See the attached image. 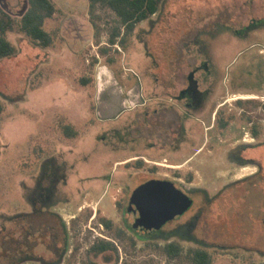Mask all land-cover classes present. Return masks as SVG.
Segmentation results:
<instances>
[{"label": "rangeland", "instance_id": "374dc122", "mask_svg": "<svg viewBox=\"0 0 264 264\" xmlns=\"http://www.w3.org/2000/svg\"><path fill=\"white\" fill-rule=\"evenodd\" d=\"M51 1L55 11L43 23L51 43L42 47L20 29L28 0H0L1 9L14 20L6 36L16 47L14 55L0 60V264L58 260L57 253L47 250V238L38 244V221L19 215L30 209L22 183H32L33 150L39 145L46 153L54 149L76 160L81 173L89 167L112 173L119 183L110 184L103 199L122 198L129 188L152 178L178 183L192 197L209 201L203 213L215 215L219 244L243 246L217 253L216 262L264 264V27L249 32L245 40L234 33L251 20H264V0H163L155 14L131 30L108 6ZM203 59L217 70L210 108L184 116L181 135L182 110L170 106L175 101L169 96L186 85L188 73ZM99 81L115 89L120 85L126 90L131 82L144 91H167L168 108L155 113L152 106L143 107L123 118L130 142L113 151L111 138L109 145L99 141L111 123L98 120V109L109 99L117 108L119 100L97 87ZM216 111L229 120L227 128L212 125ZM251 121L258 126L255 139ZM245 142L256 146L244 147L240 155L249 162L240 166L232 153ZM84 200L81 207L90 202L89 195ZM93 207L99 219L100 204L94 201ZM64 213L72 222V251L56 264H90L87 247L100 237L88 225L113 235L95 219L72 221L79 210ZM119 245L123 260L118 263L163 261L152 251L132 260L128 248ZM112 263L103 258L96 264Z\"/></svg>", "mask_w": 264, "mask_h": 264}, {"label": "flooded vegetation", "instance_id": "af4514ba", "mask_svg": "<svg viewBox=\"0 0 264 264\" xmlns=\"http://www.w3.org/2000/svg\"><path fill=\"white\" fill-rule=\"evenodd\" d=\"M261 27H264V20H251L234 33L240 40H245L249 32H254ZM224 29L231 31V28L226 25H224ZM251 46L256 45L252 44ZM197 72H200V75L195 77ZM216 72L215 68H210L209 59H203L200 65L188 73L186 85L181 87L175 96H169V99L175 101L170 103V106L182 110L178 118L181 135L184 131V116H192L193 113H204L209 110L210 98L217 79ZM201 84L205 85L203 89L200 88ZM115 87L109 91L112 92V99L119 100L114 115L110 117L98 116V120L111 123L109 127L103 129L104 133L99 135V141L109 145L108 137L111 138L112 150L118 151L120 144L125 145L130 142L125 139V132L128 129L123 123V118L143 107L152 106L155 113L167 109L168 92L157 93L155 90H151V87L144 91L134 83H130L126 90H123L120 85L118 89ZM239 97L255 98L256 96L240 95ZM215 114L218 116L217 111ZM195 119L201 123L204 122L200 118ZM228 124L222 127L218 116L212 125L215 126V129L223 130L228 127ZM250 124V131L255 139L258 137V126L252 121ZM255 144L245 142L241 147L236 148V151L232 153L234 163L240 166L247 165L249 161L243 159L240 153L248 146H256ZM82 158L84 159V157ZM33 168L31 185L26 182L22 183L23 199L30 209L19 213V215L21 217L31 215L38 221L36 226L38 244H43L44 239L47 238L49 240V245L46 246L47 250L58 254V260H55L53 264L60 263L64 256L72 251L69 231L72 222L66 220L64 213L72 208L82 212L77 216L73 215L72 221L82 217L91 223L95 219V223L101 229H105L113 235V238L108 237L98 232L95 227L88 225L89 229L100 237L91 241L90 246L87 247L86 255L90 264H96L98 259L102 260L103 258L112 261V264L118 263L119 259L123 260L122 247L119 243L128 248L132 260L136 258L135 255L146 251L156 252L159 254V259L163 258V261L160 262L151 258L145 264H221L215 261L217 253H227L239 247L243 248V246L219 244L215 236V215L210 216L203 213L204 207L211 206L209 201L192 197L190 192L174 181L175 187L192 199L190 206L177 217L167 219L156 228H145L141 225L135 212L136 207L131 203L136 187L145 181L129 188L122 198L103 199L109 185L114 182L119 183L113 180L112 173L104 172L100 167L95 170L93 167H89L81 173L79 167L76 166V160L56 153L54 149L50 153H46L41 145L33 150ZM98 194L100 196L93 199V196ZM87 195H89L90 202L81 207ZM94 201L96 205L100 204L99 219L97 217L98 208L93 207ZM43 221H45L44 225L41 224ZM261 221L264 224V219ZM99 227L97 228L99 229ZM154 257L156 256L154 255ZM41 263L44 262L41 260ZM118 264L124 263L119 262ZM128 264L136 263L129 260Z\"/></svg>", "mask_w": 264, "mask_h": 264}, {"label": "trees", "instance_id": "16d2710c", "mask_svg": "<svg viewBox=\"0 0 264 264\" xmlns=\"http://www.w3.org/2000/svg\"><path fill=\"white\" fill-rule=\"evenodd\" d=\"M163 0H89L90 6L101 4L111 8L121 22L131 30L132 27L155 14ZM55 11L51 0H28V6L21 16L20 29L36 45L46 47L51 43L50 34L44 29V19ZM13 18L0 7V60L16 53V47L8 40L6 34L13 29ZM88 81V80H87ZM85 81V82H87ZM222 127L229 120L219 116ZM68 134V131L66 130ZM257 132L255 131V134Z\"/></svg>", "mask_w": 264, "mask_h": 264}, {"label": "water", "instance_id": "95a60500", "mask_svg": "<svg viewBox=\"0 0 264 264\" xmlns=\"http://www.w3.org/2000/svg\"><path fill=\"white\" fill-rule=\"evenodd\" d=\"M191 202L172 180L162 178H152L137 186L131 201L145 228H156L167 219L177 217Z\"/></svg>", "mask_w": 264, "mask_h": 264}, {"label": "crops", "instance_id": "0c3cea01", "mask_svg": "<svg viewBox=\"0 0 264 264\" xmlns=\"http://www.w3.org/2000/svg\"><path fill=\"white\" fill-rule=\"evenodd\" d=\"M131 83V82H130ZM129 83V84H130ZM102 87L103 88H106L108 89V91H112L114 89V85H111V83L109 84L108 82L106 83L105 81H103L102 83H100V81L98 82V85L97 87ZM117 108L114 107L112 105V100L109 99L106 103H105V106L103 109H98V113H99V117H110V116H113L114 115V111L116 110Z\"/></svg>", "mask_w": 264, "mask_h": 264}]
</instances>
